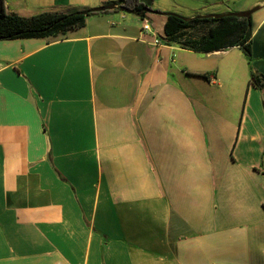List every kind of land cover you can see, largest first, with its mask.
<instances>
[{
	"label": "crops",
	"instance_id": "0c3cea01",
	"mask_svg": "<svg viewBox=\"0 0 264 264\" xmlns=\"http://www.w3.org/2000/svg\"><path fill=\"white\" fill-rule=\"evenodd\" d=\"M118 1L0 0L116 6L0 40V264H264V0ZM252 7L250 57L165 36L168 14Z\"/></svg>",
	"mask_w": 264,
	"mask_h": 264
},
{
	"label": "trees",
	"instance_id": "16d2710c",
	"mask_svg": "<svg viewBox=\"0 0 264 264\" xmlns=\"http://www.w3.org/2000/svg\"><path fill=\"white\" fill-rule=\"evenodd\" d=\"M118 4L141 16L151 11L140 0H119ZM106 12L71 9L65 13L47 11L25 18L16 14H4L0 6V40L58 37L70 30L83 28L89 16ZM167 18L165 36L183 39V44L195 52L240 47L246 56H251L248 42L252 35V18L222 15L219 18L209 16L185 19L176 14H168ZM203 24L210 25L204 35L195 36L190 32Z\"/></svg>",
	"mask_w": 264,
	"mask_h": 264
},
{
	"label": "water",
	"instance_id": "95a60500",
	"mask_svg": "<svg viewBox=\"0 0 264 264\" xmlns=\"http://www.w3.org/2000/svg\"><path fill=\"white\" fill-rule=\"evenodd\" d=\"M115 8H116L115 5H108V6L97 8V9H93V10L95 12H105V11H109V10H114ZM121 9H124V8L121 7ZM258 10H259V7H254L253 9L245 11V12L231 13L229 15L234 16V17H238V18H247V19H249ZM220 16H222V15H212L211 17L219 18Z\"/></svg>",
	"mask_w": 264,
	"mask_h": 264
},
{
	"label": "built area",
	"instance_id": "2783aa9c",
	"mask_svg": "<svg viewBox=\"0 0 264 264\" xmlns=\"http://www.w3.org/2000/svg\"><path fill=\"white\" fill-rule=\"evenodd\" d=\"M143 31H145L146 33H150V31H151V26L147 20L144 21ZM155 37H156L155 44L160 45L161 40L159 39L158 36H155Z\"/></svg>",
	"mask_w": 264,
	"mask_h": 264
},
{
	"label": "rangeland",
	"instance_id": "374dc122",
	"mask_svg": "<svg viewBox=\"0 0 264 264\" xmlns=\"http://www.w3.org/2000/svg\"><path fill=\"white\" fill-rule=\"evenodd\" d=\"M241 1H244V0H241ZM252 8H254V7H252ZM252 8H251V9H252ZM248 10H250V9H248Z\"/></svg>",
	"mask_w": 264,
	"mask_h": 264
}]
</instances>
